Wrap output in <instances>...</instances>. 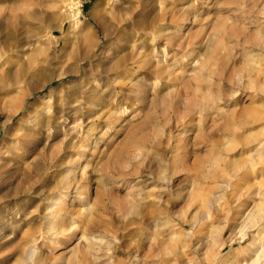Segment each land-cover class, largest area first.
<instances>
[{
  "label": "rangeland",
  "instance_id": "obj_1",
  "mask_svg": "<svg viewBox=\"0 0 264 264\" xmlns=\"http://www.w3.org/2000/svg\"><path fill=\"white\" fill-rule=\"evenodd\" d=\"M1 1L0 38L14 31L16 70L32 57L45 77L62 59L83 68L82 84L103 102L81 112V73L31 94L30 109L62 95L55 116L68 119L35 130L26 157L50 167L29 192L24 164L7 154L20 115L5 122L0 106V211L17 217L0 225V264H31L25 251L40 264H249L264 249V221L246 216L264 206V0ZM119 53L129 58L109 70ZM132 82L147 84L143 102ZM61 225L71 231L52 236Z\"/></svg>",
  "mask_w": 264,
  "mask_h": 264
},
{
  "label": "bare ground",
  "instance_id": "obj_2",
  "mask_svg": "<svg viewBox=\"0 0 264 264\" xmlns=\"http://www.w3.org/2000/svg\"><path fill=\"white\" fill-rule=\"evenodd\" d=\"M138 3L140 2H144V0H136ZM2 1L0 0V3ZM2 5H0L1 7ZM138 5H136L135 7H137ZM1 10V8H0ZM14 16L12 15V19L14 22ZM116 19H114L115 21ZM122 20V19H121ZM76 23V22H75ZM116 24H118V22L116 21ZM75 25V24H74ZM143 24H140L137 29H140V27ZM223 25V24H222ZM13 30V29H12ZM139 31V30H138ZM156 33L155 35H153V39H156V36H159L160 34L163 35V29L162 28H156L155 29ZM14 32V31H13ZM13 32H10L9 36L5 39L0 38V106H2V108L4 110L7 111V117H6V121L5 122H9L10 120H14V118L17 115H20V117L18 118V120H16L14 123L13 121L11 122V126L9 127V140L10 143L8 144L7 147V154H8V158L9 160H13L14 158H17L19 161V164L16 166H19L20 163L24 164L22 167L25 168V170L27 171V175H28V185L26 186V191H30L33 189V185H34V177H39L44 175L45 173H48L49 170V160H47L45 157H43L41 160L42 161H37L36 160V155H33V153L31 154L33 157L31 159H28L26 157V155L30 152L31 147L36 144L39 141V137H37L35 133V130L37 128H42V127H47V129L49 130H53L55 129V127H59V126H63L66 123V120L68 119V117L64 118V120L62 121V115L61 117H56L55 115H57L60 111L62 112V98L63 96L61 95V98L59 99L60 101H58V103L54 106L48 105V106H44V107H40V104H43L46 100V96H40L36 102L32 105L31 109L27 108L26 102L29 100V98L31 97V94L34 92H38L43 90L48 84H50L51 82H53L54 80H61L63 77L69 75V74H76V73H81V80L79 83V89L77 90V93H79L81 95V97L83 98L82 102L80 101V108H81V112H82V107L86 108L89 111V114H91V112L94 110V106L96 105H101V103L103 102L102 98L99 96L98 91H94L92 90L90 86L89 82H83L84 80V75H83V68L81 69H76L75 66H67L65 61H62V59H60L58 61L57 64V69L52 73L49 74L45 77L41 76L42 75V68L36 67L33 63L32 60H30V58L32 59V57L29 58V60L27 61L26 65H23L20 69L18 68V70H16L15 66L13 65L12 61H11V55L12 52L15 50L13 48V44H12V39L15 37V35L13 34ZM147 32V31H146ZM16 34V32H15ZM80 37L81 35L79 34H74V37L72 39V48L76 49L78 48V45L80 43ZM120 38V37H119ZM121 40V39H120ZM128 39H126V41H124L121 45L123 50L125 49L126 45H127V41ZM153 42V41H152ZM116 55V60H114V64L111 65V67H109V70H118L122 67V64L124 63L125 60H127L128 54H122L120 55V53L118 54L119 56ZM145 56V55H144ZM54 59H59V57H53ZM74 57H72L73 59ZM131 58H133V56H131ZM83 59V58H82ZM141 59V58H140ZM139 59V60H140ZM144 59V58H143ZM34 60V59H33ZM76 62H79L81 59H75ZM112 60V59H111ZM138 60V61H139ZM137 61V59H136ZM143 61V60H142ZM141 61V62H142ZM145 61V60H144ZM111 62V61H110ZM138 62V63H141ZM47 64L50 66L53 64L52 60L47 61ZM112 64V63H111ZM142 64H145V62H143ZM141 64V65H142ZM66 65V67H65ZM109 65V64H108ZM205 65V62H201L200 63V67L202 68ZM86 67V66H85ZM88 67V66H87ZM101 68V67H100ZM200 68V69H201ZM14 69L16 71H14ZM87 69V68H86ZM125 69V68H124ZM203 69V68H202ZM247 71H250V69H248V67H246ZM85 70V69H84ZM92 70V69H91ZM94 70V69H93ZM87 70H85L86 72ZM95 71V70H94ZM122 71V70H120ZM159 71H161V68H159ZM193 71V70H192ZM91 72V71H90ZM124 74V70L122 71ZM93 73V72H92ZM95 73V72H94ZM104 73V72H103ZM170 73V72H169ZM107 74V73H106ZM197 74V73H196ZM86 75V73H85ZM111 75V74H110ZM120 75V74H119ZM169 75V74H167ZM171 75V74H170ZM89 76V75H88ZM86 76V78L88 77ZM118 76V75H117ZM109 77V76H108ZM115 77V76H114ZM85 78V79H86ZM120 78V77H119ZM121 80L125 79V76L121 75ZM89 79V77H88ZM91 79V78H90ZM118 79V78H117ZM114 79L115 81L119 82V80ZM95 80V78H94ZM110 80V79H109ZM88 81V80H87ZM143 81V79H142ZM113 82V81H112ZM134 82V81H133ZM132 82V83H133ZM254 83V80L251 81V83ZM256 83V81H255ZM108 84V83H107ZM120 84V83H119ZM134 86H137V88L133 87L134 89H138L137 92V97L135 100H137L138 102L142 101L143 102V96L144 93H146V83H133ZM92 85V84H91ZM94 85V82H93ZM114 85V83L112 84ZM63 86V85H62ZM110 86V84L108 85ZM75 86H73L74 88ZM63 88L61 87V90ZM57 90V89H56ZM65 91V90H64ZM75 91V90H74ZM135 91V90H134ZM72 93V92H71ZM67 94V93H66ZM78 94V95H79ZM59 95V94H58ZM64 95V94H63ZM69 95V94H68ZM67 95V97H69ZM49 98H51L53 96L52 91L50 92L49 95H47ZM66 96V95H65ZM72 96V95H71ZM76 96V95H75ZM60 97V96H59ZM70 99V98H68ZM73 100V99H72ZM55 101V99H54ZM56 102V101H55ZM79 102V101H78ZM70 103V102H69ZM196 103V102H194ZM68 104V103H67ZM75 103H73L74 105ZM193 104V102H192ZM197 104V103H196ZM104 105V104H103ZM68 108L71 107L72 109L69 110V112L72 110L74 111V113L77 111V108L72 107V105H68ZM102 107V106H101ZM85 109V110H86ZM65 110V107H64ZM63 110V111H64ZM22 112V113H21ZM86 113H88L86 111ZM85 114V113H84ZM42 116L41 120H39V117ZM55 116V117H54ZM90 116V115H89ZM90 119V117H87ZM55 120L53 123L50 122L51 120ZM83 120V117H77L74 116L72 118V123H73V130L77 129V125L80 124ZM92 120V119H90ZM34 124V129L33 130H28L27 128L31 125ZM89 128H92V126H90ZM43 129V128H42ZM34 131V132H33ZM40 134V133H39ZM39 136V135H38ZM22 142V147H19V144ZM22 149V153H19L18 150ZM14 153V154H12ZM48 158V157H47ZM15 160V159H14ZM11 162V161H10ZM18 163V162H17ZM6 165V164H5ZM6 169V168H5ZM18 169V168H17ZM4 170V169H3ZM2 170V171H3ZM252 170V169H251ZM8 170H6L5 172H7ZM250 174V173H249ZM253 174V173H252ZM249 177V176H248ZM254 179V178H253ZM247 180V179H246ZM67 188V187H66ZM83 188V187H82ZM18 194H14L13 198H17ZM7 202H10L9 199H11L8 195L5 196L4 198ZM61 202V201H60ZM6 203V202H5ZM59 203V202H58ZM7 205V203H6ZM5 206V205H4ZM54 206V205H53ZM50 207V206H49ZM3 208V207H2ZM54 209V207H51ZM54 211V210H53ZM57 211V210H56ZM66 214V213H65ZM247 216V221L249 224L252 225H258L261 222L264 221V206H259L256 205L255 208H253L252 210L248 211V213L246 214ZM9 218L11 220H13L16 216L15 213L10 211V207L9 205L6 206V209L0 211V225H4L5 224V220L6 218ZM59 217V216H58ZM17 218V217H16ZM53 220V219H52ZM58 221V220H57ZM13 222V221H12ZM247 223V224H248ZM61 224V223H60ZM53 225V224H52ZM57 226V224H56ZM66 227V226H65ZM74 230V229H73ZM72 230V231H73ZM264 230V229H262ZM69 232L71 231V228L68 230H65L64 226H58L55 227V229L52 232V236H57L60 237L59 235L64 236L65 232ZM259 232V231H258ZM261 233V232H260ZM262 236V235H261ZM257 237V236H256ZM255 237V238H256ZM239 238V237H238ZM254 238V236L252 237ZM254 238V240H256ZM243 239V238H242ZM86 241V246H84V253L82 255V257H85V255L89 252L91 253V250L93 249V242L94 240L87 237L85 239ZM254 242V241H253ZM252 243V241H251ZM256 243V242H255ZM253 243V244H255ZM256 246V245H255ZM257 247V246H256ZM94 251V250H93ZM255 252H257L256 256L254 257L253 260H251V262L249 264H264V258H262V256H264V249L263 248H258ZM35 253L31 252V251H25V260H29L31 264H40V262L42 261L41 257H37V255H34ZM80 255V257H81ZM81 257V258H82ZM221 257V256H219ZM218 257V258H219ZM222 258V257H221ZM83 259V258H82ZM77 260H79L77 258ZM216 261V260H215ZM43 262V261H42Z\"/></svg>",
  "mask_w": 264,
  "mask_h": 264
}]
</instances>
